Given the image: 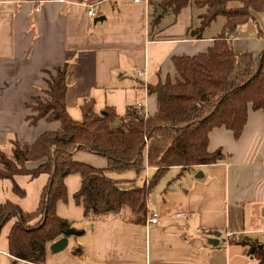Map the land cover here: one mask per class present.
Segmentation results:
<instances>
[{
  "label": "crops",
  "instance_id": "obj_1",
  "mask_svg": "<svg viewBox=\"0 0 264 264\" xmlns=\"http://www.w3.org/2000/svg\"><path fill=\"white\" fill-rule=\"evenodd\" d=\"M81 1L0 0V145L13 133L32 144L42 132L60 127L58 121L41 119L36 126L25 121L32 113L26 104L47 87L46 70L68 63L66 103L75 119L82 120L81 104L86 99L95 100L98 112L109 106L123 116L128 106L139 105L154 115L158 99L149 86L175 79L173 58L206 52L219 35L210 30L213 22L202 38L189 36L199 24V12L191 5L178 15L163 9L156 16L158 0H99L96 17L105 19L94 22ZM258 16L264 23V13ZM245 26L238 27L240 32ZM239 30L235 50L251 51L258 58L264 40L258 38V46ZM208 147L211 152L221 149L227 158L168 169L148 196L145 223L128 221L126 213L85 218L83 205L74 199L81 176L68 175V199L57 203V213L84 233L71 236L67 248L58 253L50 251V243L45 264H262L243 243L264 242V111L249 109L238 139L225 127L215 128ZM74 157L107 167L104 157L87 151ZM37 165L28 163L30 169ZM155 173L150 166L140 176L135 170L107 171L123 187L143 186ZM21 176L28 177L25 182L42 177V189L49 178ZM13 186L17 199L11 198L12 202L29 211L22 206L26 195L15 193ZM153 212L160 216L155 224L148 222ZM12 223L0 243V264H33L15 261L9 254ZM228 232L234 236L228 238ZM78 246L84 250L82 257L73 254Z\"/></svg>",
  "mask_w": 264,
  "mask_h": 264
},
{
  "label": "trees",
  "instance_id": "obj_2",
  "mask_svg": "<svg viewBox=\"0 0 264 264\" xmlns=\"http://www.w3.org/2000/svg\"><path fill=\"white\" fill-rule=\"evenodd\" d=\"M158 3L166 13L174 15L188 5L199 12L198 27L189 30L191 38H202L203 31L218 19L224 18V28L208 51L173 58L175 79L169 77L149 86V92L158 99L154 115L146 114L139 105L128 106L123 116L109 106L98 112L95 100L86 99L81 104L82 120H75L66 103L68 63L56 67L55 74L45 71L47 87L42 92L46 98L35 96L33 104H26L32 113L25 121L32 126L41 119L58 121L60 127L42 132L32 144L13 133L8 135L5 145H0V179L12 180L15 193L25 195L15 181L17 176L49 177L35 210L24 211L12 201L0 203V233L13 221L7 237L8 252L15 261L45 264L48 245L71 227L57 213V203L68 199L65 183L68 175L81 176L74 199L83 205L85 218L126 213L128 221L145 223L148 196L168 169L216 164L227 158L221 149L209 150L211 131L225 127L238 139L249 109L264 111V49L258 58L251 51L238 52L234 40L226 36L249 21L258 24V14L264 13V0H158ZM258 32L264 39V31L259 28ZM78 151L104 157L107 167L75 159ZM29 162L38 165L30 169ZM147 166L155 167L156 173L143 186L123 187L107 175V171L135 170L140 176ZM243 244L264 264V242L249 239ZM73 254L82 257V246L75 247Z\"/></svg>",
  "mask_w": 264,
  "mask_h": 264
},
{
  "label": "rangeland",
  "instance_id": "obj_3",
  "mask_svg": "<svg viewBox=\"0 0 264 264\" xmlns=\"http://www.w3.org/2000/svg\"><path fill=\"white\" fill-rule=\"evenodd\" d=\"M257 20H258V24L254 23L253 21H249V22L245 23L246 26L242 28L241 32L239 29H236L234 33H236L237 30H239L240 35L242 37L249 38V40L252 43L258 42L257 44L259 46V41L257 39L259 38L262 41L264 39L258 36V33H259L258 29L260 28L264 31V23H263V20L262 21L260 20L259 16H258ZM224 22H225L224 18L219 19L216 22H214L211 29H210L212 31V34H216V35L220 34L224 28ZM208 30H207V32L209 34L210 31H208ZM238 37H239V35H238ZM235 41L236 40L234 39V42ZM52 74H55V72L53 71ZM46 76H47V78L51 77L49 75H46ZM40 96H41V98H44V99L46 98V95L44 93H42ZM31 103L33 104V102H31ZM75 120H81V119L78 118ZM7 148H9V147H7ZM27 178L28 177H26V176H17L15 179L20 186L25 188V195L26 196L24 198V204L22 205L23 208L28 209L29 211H33L34 209H36V205L39 201V195L41 193V189H42L41 187L43 185V184H41L42 177H39V178L34 179L32 181H29V182H25V180ZM12 184H13V181H11L9 179H0V203L6 201L7 199L11 200V198L17 199V197H16L17 195H15L11 190ZM9 223H7L1 230L0 243L3 239H5V235H6V232L8 231Z\"/></svg>",
  "mask_w": 264,
  "mask_h": 264
},
{
  "label": "water",
  "instance_id": "obj_4",
  "mask_svg": "<svg viewBox=\"0 0 264 264\" xmlns=\"http://www.w3.org/2000/svg\"><path fill=\"white\" fill-rule=\"evenodd\" d=\"M163 8L162 7H158V11H157V15H159L160 12H163ZM102 19H105V17L103 16H97L94 18V22H98V21H101ZM84 233V230H78L74 227H69L67 228L66 230L63 231V235L58 238L57 240L53 241L49 248H50V251L53 252V253H58L60 251H63L64 249L67 248L68 244H69V238L71 236H79V235H82ZM216 242V240H215Z\"/></svg>",
  "mask_w": 264,
  "mask_h": 264
},
{
  "label": "built area",
  "instance_id": "obj_5",
  "mask_svg": "<svg viewBox=\"0 0 264 264\" xmlns=\"http://www.w3.org/2000/svg\"><path fill=\"white\" fill-rule=\"evenodd\" d=\"M37 2H40L38 0H36ZM136 2H139L141 0H135ZM145 1H148V0H145ZM100 1L99 0H82L81 1V4L85 6L86 8V13H87V16L90 17V18H95L96 17V14H97V6L99 5ZM226 36L230 39H235V40H238L239 37L237 35V33H227ZM159 213L157 212H153L150 217L148 218V222L149 223H157L159 221ZM264 233V232H263ZM234 236V234L232 232H228L227 233V237L228 238H232Z\"/></svg>",
  "mask_w": 264,
  "mask_h": 264
}]
</instances>
